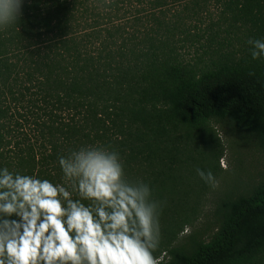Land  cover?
<instances>
[{"label": "trees", "instance_id": "1", "mask_svg": "<svg viewBox=\"0 0 264 264\" xmlns=\"http://www.w3.org/2000/svg\"><path fill=\"white\" fill-rule=\"evenodd\" d=\"M209 1L24 0L0 30V168L62 183L60 155L108 147L162 202L159 264H264V180L217 203L208 238L174 244L209 187L186 177L217 157L210 121L264 150V57L248 44L264 39V0ZM30 118L33 138L9 137Z\"/></svg>", "mask_w": 264, "mask_h": 264}, {"label": "clouds", "instance_id": "2", "mask_svg": "<svg viewBox=\"0 0 264 264\" xmlns=\"http://www.w3.org/2000/svg\"><path fill=\"white\" fill-rule=\"evenodd\" d=\"M23 4L0 0V30L20 20ZM248 44L253 59L264 57V39ZM58 163L62 183L0 168V264H159L162 202L126 178L120 153L86 145ZM196 171L219 187L210 170Z\"/></svg>", "mask_w": 264, "mask_h": 264}, {"label": "rangeland", "instance_id": "3", "mask_svg": "<svg viewBox=\"0 0 264 264\" xmlns=\"http://www.w3.org/2000/svg\"><path fill=\"white\" fill-rule=\"evenodd\" d=\"M208 7L214 14L219 11V5L214 0L208 2ZM203 42L206 41L203 40ZM183 52L186 58L191 59L197 51L193 47ZM199 53H202L201 48ZM209 125L214 135L217 157L213 159L209 157L207 159V162L212 159L209 166L206 161L203 162L204 166L207 167L203 170L205 172L210 170L215 175L219 181V187L213 189L209 186L206 189L195 218L191 223L183 225L174 244L189 241V237L193 234L200 238H208L213 233V228L216 224L215 210L217 203L222 199L246 195L253 187L264 180V150L259 145L257 138L245 131L238 130L224 119H213ZM8 127L9 137L12 139L25 135L33 138L35 134L33 118L21 120V125L16 124L12 120ZM219 136L223 137L222 142ZM221 157L226 158L227 170L220 166ZM196 170H189V177L187 176L186 179L190 180L191 176H193V181L201 179L196 174ZM204 184L206 183L203 180ZM166 254L165 250L160 257Z\"/></svg>", "mask_w": 264, "mask_h": 264}]
</instances>
